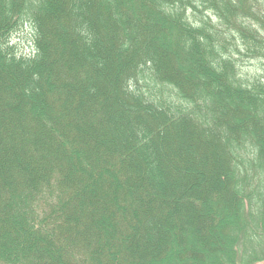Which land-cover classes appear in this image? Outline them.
I'll list each match as a JSON object with an SVG mask.
<instances>
[{
    "label": "trees",
    "instance_id": "1",
    "mask_svg": "<svg viewBox=\"0 0 264 264\" xmlns=\"http://www.w3.org/2000/svg\"><path fill=\"white\" fill-rule=\"evenodd\" d=\"M262 262L264 0H0V264Z\"/></svg>",
    "mask_w": 264,
    "mask_h": 264
},
{
    "label": "rangeland",
    "instance_id": "2",
    "mask_svg": "<svg viewBox=\"0 0 264 264\" xmlns=\"http://www.w3.org/2000/svg\"><path fill=\"white\" fill-rule=\"evenodd\" d=\"M12 39L14 44L17 45L18 49L21 52L27 54L33 52V33L30 24L26 23L20 30L14 32L12 35ZM261 264H264V262H262Z\"/></svg>",
    "mask_w": 264,
    "mask_h": 264
}]
</instances>
